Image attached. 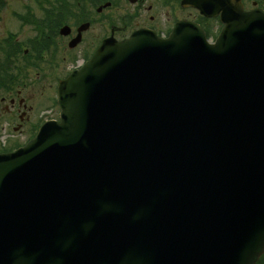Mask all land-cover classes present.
I'll use <instances>...</instances> for the list:
<instances>
[{
	"label": "water",
	"instance_id": "1",
	"mask_svg": "<svg viewBox=\"0 0 264 264\" xmlns=\"http://www.w3.org/2000/svg\"><path fill=\"white\" fill-rule=\"evenodd\" d=\"M180 4L220 17L213 43L184 20L167 38L111 35L59 83V121L0 153V264H255L264 253V11Z\"/></svg>",
	"mask_w": 264,
	"mask_h": 264
},
{
	"label": "rangeland",
	"instance_id": "2",
	"mask_svg": "<svg viewBox=\"0 0 264 264\" xmlns=\"http://www.w3.org/2000/svg\"><path fill=\"white\" fill-rule=\"evenodd\" d=\"M47 1L51 0H2V4L0 5V55L2 47L5 44L3 41L9 35L14 36L12 44L14 42L16 44L25 43L34 35L35 24L30 22L24 25L19 17L21 14L28 16V13L32 12L33 18L30 19L40 20L42 16L41 7L45 8ZM69 1L75 2V0ZM89 1L82 0V3H84L82 5L87 6L93 22L84 33L85 41L78 45L74 51H70L74 60L80 59L85 47L93 48V45L95 46L97 43L95 41H99L103 36L108 35L112 24L117 28L115 32L116 38L127 36L132 30L141 26L150 27L158 33L165 34L174 20L181 18L195 20L199 15L197 11L182 9L178 6L177 2L172 3L170 0H144L141 7L138 2L131 4L127 0H110L113 2L112 5L104 8L100 13L95 12V9L99 5L91 7L89 6ZM166 1L168 4L164 5L163 3ZM135 12H138V18L132 21L130 26L123 25L126 17ZM79 17L81 18V16ZM213 24L216 27V24ZM64 47L67 49L66 43H64ZM64 54L63 52L60 55L63 56ZM62 56L56 59L57 62L54 60V64L60 63V68L56 71L52 67L46 70L43 65L44 63L41 64L40 60H37L40 64L39 67L28 65L23 73L17 74V69L23 64L22 56L20 53L12 55L9 60L10 64L6 66V68H9L6 73L8 77L17 75L16 86L11 93H7L6 90L0 88V149L24 142L29 136L30 126L33 124L31 123L32 121L42 120L50 114H57V108L53 105L55 86L57 77H61L67 68L64 64L66 61L61 63ZM17 91H20L18 96H16ZM1 98H4V100L1 101ZM11 98L15 100L14 106L9 105ZM19 98L24 99L27 106L26 109H29V111L26 110L29 122L23 123L19 130L14 131L13 127H16L20 123L18 114L20 111H23L20 107L21 109L18 113L17 100ZM6 106L9 111L5 110Z\"/></svg>",
	"mask_w": 264,
	"mask_h": 264
},
{
	"label": "flooded vegetation",
	"instance_id": "3",
	"mask_svg": "<svg viewBox=\"0 0 264 264\" xmlns=\"http://www.w3.org/2000/svg\"><path fill=\"white\" fill-rule=\"evenodd\" d=\"M246 2H247L246 4L248 5L247 6L248 9H254V8L264 9V0H247ZM71 29L72 30H71L70 34L65 35V36L60 35V33L58 31L57 35L54 37L55 40L51 41V44L53 45V49L50 51H47V53L45 54V57H44V61H43L44 64L42 63L46 70H48L50 67H52L54 69V71H56L57 69L60 68V63L54 64V60L56 61V59H58L60 56H62L60 54H62L63 52L65 53L61 58L62 59L61 63H64L66 61L64 64H65V67H67V68H66V71L64 72V74L61 75V77H57L58 78L57 84H58V81L60 79L65 78L70 71H72L75 67L79 66L80 64H82L84 62L86 51L90 50L92 48V47H89V48L83 50V53L81 54L80 59L74 60V58L72 57V54L70 53V51H72V50L74 51V49H68V48L66 49L64 47V43H66V45H67L69 43V41L76 35L77 26H71ZM83 35L84 34H82V41L81 42L85 41V38ZM87 52H90V51H87ZM38 78H40V77H38ZM19 94H20V91H17L16 95H19ZM19 101H20V99H18V101H17V106L20 107ZM11 106H14V103H12ZM21 106L26 108L25 103H22ZM5 109H6V111H9L7 106L5 107ZM18 113H19V110H18ZM53 118H55V115L51 116L49 119H53ZM18 119L20 120V123L17 124L18 129L21 128L23 123L29 122V118L26 115V112H24V111H21L18 114ZM38 121L39 120H36V121L34 120L31 122L33 124H31V126H30V132L35 127L38 126ZM13 128L15 129V127H13Z\"/></svg>",
	"mask_w": 264,
	"mask_h": 264
},
{
	"label": "trees",
	"instance_id": "4",
	"mask_svg": "<svg viewBox=\"0 0 264 264\" xmlns=\"http://www.w3.org/2000/svg\"><path fill=\"white\" fill-rule=\"evenodd\" d=\"M107 1V0H105ZM2 4V0H0V5ZM65 12H62V14L59 15L60 18H62L64 16ZM60 23V21L58 20H51L50 24L51 25H58ZM206 33L208 36H214V34L209 31L206 30ZM5 44L2 47L1 50V57H0V88L6 89V87L8 86L7 84H9L12 81V77L9 76V81L6 82L7 78H8V74L6 73V71L8 70L6 68L7 65L10 64L9 60L12 57V55H14V53H21L23 55V57L28 56L23 54V50L21 48V45L16 44L14 42V44H12V36L9 37V39L4 40L3 41ZM32 45H35L37 47V44L35 42H31L30 46L32 47ZM11 84V83H10ZM257 264H264V255L259 259V261L257 262Z\"/></svg>",
	"mask_w": 264,
	"mask_h": 264
}]
</instances>
